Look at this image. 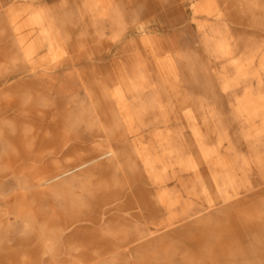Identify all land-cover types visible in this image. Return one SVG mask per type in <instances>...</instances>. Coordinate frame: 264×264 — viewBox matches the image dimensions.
<instances>
[{"label": "rangeland", "instance_id": "rangeland-1", "mask_svg": "<svg viewBox=\"0 0 264 264\" xmlns=\"http://www.w3.org/2000/svg\"><path fill=\"white\" fill-rule=\"evenodd\" d=\"M8 13L39 17L59 49L23 56L10 23L0 35V264H264V0H0L1 25ZM116 89L148 97L132 132L114 127ZM55 103L70 128L39 147L41 131L16 116ZM91 135L85 159L116 157L80 170L66 158L42 186L66 136ZM133 135L160 188L122 160ZM140 196L161 214L153 224ZM110 244L120 257L103 253Z\"/></svg>", "mask_w": 264, "mask_h": 264}, {"label": "bare ground", "instance_id": "bare-ground-1", "mask_svg": "<svg viewBox=\"0 0 264 264\" xmlns=\"http://www.w3.org/2000/svg\"><path fill=\"white\" fill-rule=\"evenodd\" d=\"M25 6L27 7V10L30 9V7H32V5H25L23 4L22 6H19L22 8V10L24 11ZM13 10V8L11 9ZM16 17L12 16L10 13H8V17L7 20L5 21L4 24H0V29H1V34L2 36H10L9 31H7V33L3 32V28L6 27L7 23H10V28H14V31H12L11 35L14 39V41L17 44V50L18 52L20 51L21 54L24 56V54L26 53L28 56H32V55H36L38 53H40L41 51L45 50V51H49V52H53L56 51L57 49H59V43L56 42V39H52V37H48L47 33L50 32L49 26L50 25H46V23L44 24V22L42 24L39 25V27H36V23H40L41 19L39 17H36V19L31 20L26 18L28 21V24H25L24 19L25 18H20V20L22 21V23H19V20H16ZM51 22V21H50ZM9 25V24H8ZM27 28L28 33L27 34H22L20 35V31L21 29ZM3 41V38H2ZM10 43V42H8ZM13 41L10 43L12 44ZM39 55V54H38ZM28 70H34L35 66H27ZM28 70H26L24 67L18 69V71L16 72V76H20L24 73H26ZM13 77V76H10ZM8 80V79H7ZM125 80H121V86L123 89L127 90V85L125 86L124 83ZM80 88L85 89L83 87L82 82L80 83ZM152 88V89H156L154 87H150L149 85H147V89ZM156 92V90H154ZM127 95H129L127 93ZM156 95L153 94L152 96L154 97ZM111 100L113 101V103H110L111 106H109V108L112 109L113 114L115 116V120H114V127L116 129V132L118 130L119 125L122 126V128H124L125 130L123 131H128L130 129V127L134 124V122L136 120L139 119H143V117L147 116V112L144 110L146 107H148L149 103L147 101L148 97L145 96V101L141 98H133L132 100L127 101L126 98L123 97L122 93L120 92L119 89H116L115 92H112L111 95H109ZM155 98V97H154ZM144 106V108H143ZM116 110V111H115ZM65 107L63 104H57L55 103V106L53 108H51V110L46 111V112H42L39 113V115L36 114H27L26 116H16V119L20 122H22L24 125H26L29 129L30 127H35L37 128V130L39 129L40 134L37 136V142L39 144V147L41 146H47L50 148H55V141L57 140L58 135L62 134V130L66 131L68 130V128H70V118L69 115L65 113ZM35 124V125H34ZM112 124V125H113ZM58 128V129H57ZM128 132H132V130H129ZM120 135H122V133H118ZM118 135V136H120ZM116 136L114 135V138ZM73 138V139H72ZM124 138V137H123ZM13 140L17 139L15 138H10ZM61 139V137H60ZM103 140H105L107 143L110 142L104 139L102 137ZM126 139V138H125ZM99 140H101V137L99 136H74V137H67L66 136V142H64L60 147H58V149L55 151H53V154L51 156V164L47 167L38 169L37 173H40L43 177V179H46L42 186L47 185L50 182H54L56 181L61 175H64L66 172H62L60 171V166H59V161H64V159L66 158H74V161L76 162H81L79 165H77L74 169L80 170L82 168H84L87 165H91L92 163L97 162L98 160H101L102 158H112V157H116L114 156V153L112 150H109L107 152H104L102 154H98L97 156H93L90 159H85L88 156H91L90 154L88 155V150L91 148V143L94 144L96 142H98ZM62 141V140H60ZM142 138L140 135H133L129 138L128 143L130 144L129 149L127 150L126 153H123V157L122 160L123 161H127V163L129 164L132 163L133 165L135 164V162H137V159L140 160L141 163H143L144 169L148 175V177L152 179H156L155 174L152 172V167L153 164L155 163L154 160L152 159V157L150 156V153H148V148L144 147L143 145H137V143H141ZM110 144V143H108ZM95 145V144H94ZM110 146L109 149H114L113 147H116V145L112 146V145H108ZM88 151V152H86ZM177 152V150H173V153ZM55 155V156H54ZM60 156V157H59ZM132 157L134 159H132ZM108 159V161H109ZM86 160V161H83ZM135 160V161H134ZM135 166V165H134ZM100 168V169H99ZM107 166H104L101 168V165H98L96 167H92L88 170L83 171L80 176H86L91 178L97 171L102 173H106L102 170L106 169ZM41 178V179H42ZM153 181V180H152ZM153 183H156L158 185V187L160 188L161 186L164 185V183L162 182H155L153 181ZM158 193V192H157ZM156 193V195H157ZM134 194H127V197L133 196ZM155 195V196H156ZM161 195L163 196V193H161ZM161 195H159L158 197H162ZM119 199H121L120 195L118 194ZM161 199V198H160ZM128 200V198H127ZM111 201V200H110ZM139 201L141 204L144 203L143 208L146 210L147 212V216H148V220L151 221V223L153 224L154 222V218L160 219L161 218V214H159L158 216L156 215H152V211H151V204H149V202H145L144 198L142 196L139 197ZM107 201L104 200L102 203H106ZM132 217H137V214L133 215ZM141 236V235H140ZM138 236H136L134 239H132L131 241H128L127 243H131L133 241H135ZM127 244L124 245V247ZM119 246H116L115 244L111 245L107 248H104L103 253H109V257H120L119 252H114V251H119ZM141 248V247H140ZM138 247V249H140ZM124 252L128 253V251L131 248H124ZM9 249H7V247H3L2 249H0V253H6L8 254ZM31 254H34V251L30 250ZM124 253V254H125Z\"/></svg>", "mask_w": 264, "mask_h": 264}]
</instances>
